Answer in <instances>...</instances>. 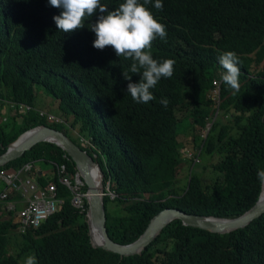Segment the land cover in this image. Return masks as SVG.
Returning <instances> with one entry per match:
<instances>
[{
    "label": "trees",
    "instance_id": "1",
    "mask_svg": "<svg viewBox=\"0 0 264 264\" xmlns=\"http://www.w3.org/2000/svg\"><path fill=\"white\" fill-rule=\"evenodd\" d=\"M123 2L101 0L109 10ZM162 3L163 10L149 7L166 25L167 38L153 41L151 53L157 61L174 59V73L150 89L154 100L137 103L127 84L139 83L140 74L129 73L131 81L122 75L132 60L118 57L110 46L93 47L96 37L88 26L95 15L84 28L63 33L53 20L62 10L48 0H0V153L29 128L48 125L62 131L103 172L106 229L119 244L134 241L165 207L236 217L255 203L262 187L256 173L264 169V0ZM225 51L239 57V91L221 79L225 70L218 57ZM213 81L219 82L218 103L212 98ZM40 89L57 101L62 121L49 123L34 109L25 114L7 110L8 101L36 107ZM161 98L168 99L166 108ZM179 112L185 116L177 117ZM208 121L210 127L198 135L197 126ZM200 157L216 161L210 177L206 167L199 169ZM28 162L34 163L31 175L41 186L50 179L35 168L37 162L64 163L71 177L78 173L65 151L47 141L0 170H18ZM51 180L63 203L40 226L19 233L24 244L18 255L7 249L17 223L0 204V214L10 216L0 218V264H18L19 255L30 249L37 264H264V213L227 233L174 219L144 251L120 256L92 246L86 198L83 210L72 206L69 188L55 176ZM81 191H87L84 182ZM9 198L20 195L12 192ZM111 202L116 212L110 211Z\"/></svg>",
    "mask_w": 264,
    "mask_h": 264
},
{
    "label": "clouds",
    "instance_id": "2",
    "mask_svg": "<svg viewBox=\"0 0 264 264\" xmlns=\"http://www.w3.org/2000/svg\"><path fill=\"white\" fill-rule=\"evenodd\" d=\"M48 3L62 10L59 15L53 16V20L58 30L63 33L82 29L89 18L94 15L97 17L95 22L89 23L88 26L96 37L93 47L103 50L110 46L118 57L132 60L130 69L122 73L125 80L131 81L129 73L141 76L139 83L127 84V93L133 101L147 103L154 100L150 89H153L162 77L173 76L176 61H157L151 53L153 41L157 38L166 41L167 38L166 25L158 21L149 7L151 5L156 10H163L162 0H154V4L153 0H124L114 10H109L101 0H48ZM218 60L225 70L222 81L231 89L239 91L241 68L238 66V55L234 51H225ZM160 103L166 108L169 101L167 98H161ZM256 175L261 185H264V169L257 170ZM24 264H37L35 254L28 255Z\"/></svg>",
    "mask_w": 264,
    "mask_h": 264
},
{
    "label": "water",
    "instance_id": "3",
    "mask_svg": "<svg viewBox=\"0 0 264 264\" xmlns=\"http://www.w3.org/2000/svg\"><path fill=\"white\" fill-rule=\"evenodd\" d=\"M41 141L55 143L60 146L74 162L78 170L79 180L81 181L82 179L84 184L87 186V191L85 192L88 204L86 216L88 234L92 246L118 253L120 256L133 255L144 251V249H146V247L155 239L160 231L174 219H179L183 225L198 227L211 232L227 233L247 226L251 221L260 217L264 213V191H262V185L261 191L255 203L249 209L236 217L218 218L213 216H203L187 213L179 208L165 207L150 218L144 231L134 241L127 244H119L113 241L107 233L105 224L106 216L102 200V194H104L103 191L99 194L96 189L91 190L93 189L91 179L92 169L97 167L96 169H98V172L102 174V177L103 172L92 157L62 131L48 125H38L23 131L13 141L8 143L5 150L0 153V166L22 156L25 151L29 150L32 146ZM90 191L91 196L88 197V193ZM207 218L215 220H229L230 222L227 227L214 226ZM96 234H100L101 243L93 242V236Z\"/></svg>",
    "mask_w": 264,
    "mask_h": 264
},
{
    "label": "built area",
    "instance_id": "4",
    "mask_svg": "<svg viewBox=\"0 0 264 264\" xmlns=\"http://www.w3.org/2000/svg\"><path fill=\"white\" fill-rule=\"evenodd\" d=\"M215 88L212 98L218 103L219 82L213 81ZM9 108H17L25 114L32 109L36 110L40 116L46 117L48 122H60L57 117L41 109L21 102H7ZM187 157H191L190 151H185ZM197 160L196 158L194 159ZM33 162L24 164L20 169L12 168L0 170V181L3 188L0 190V204L4 203L6 212H13L16 216V230L25 233L30 228H36L48 216L56 212L63 199L57 196V185L55 181L49 180L45 186H41L31 175ZM52 167V177H56L57 182L69 188L71 194V204L83 210V199L85 194L81 191L83 183L79 180L78 173L71 178L67 166L64 163H50ZM82 184V185H81ZM15 192L20 195L19 199H10L9 194ZM112 197L114 194H111Z\"/></svg>",
    "mask_w": 264,
    "mask_h": 264
},
{
    "label": "rangeland",
    "instance_id": "5",
    "mask_svg": "<svg viewBox=\"0 0 264 264\" xmlns=\"http://www.w3.org/2000/svg\"><path fill=\"white\" fill-rule=\"evenodd\" d=\"M217 84H218V81H217ZM35 109L38 108V109H41L47 113H50L52 115H54L55 117H57L59 119V121H62V119L60 118V116L58 115V111H57V101L52 99V96H50L48 93H44L42 91V89H40V93L38 94L37 96V100H36V107H34ZM9 112H11V114L14 113V109L13 108H8L7 109ZM185 116V112H179L177 113V117L181 118ZM4 124H6L5 122H3ZM51 123V122H49ZM208 127H210V121L208 122H205L203 123L202 125L200 126H197L196 128V133L198 135H204L206 130L208 129ZM5 129H7L5 127ZM75 134L77 133L76 130H74ZM182 154L184 156V152L182 151ZM186 155V153H185ZM199 163H202L201 165V168H199L200 170H202L203 167H206L207 169V173H208V177L211 176V173H212V168L210 166V164L212 162H216L214 159H204L202 160L201 157L199 159ZM217 167V166H216ZM35 168H38V169H43V172L45 173V177L48 179L51 180L52 178V167L50 164H45V163H42V162H37L36 165H35ZM68 171L71 173V170L68 166ZM72 174V173H71ZM186 174H187V170H184L181 175H180V182H181V185H184V183L186 182ZM71 177V176H70ZM74 177H75V173L73 174V180H74ZM72 178V177H71ZM82 185V184H81ZM102 191L104 193V191H108V186H107V183H103V177H102ZM112 194V193H111ZM103 196V194H102ZM112 197V195H111ZM113 203L111 202L110 203V211L111 212H116V207L112 206ZM1 217L0 218H9V214H6V213H2L0 214ZM12 218L14 219V221L16 220V216L13 214ZM18 231H15L14 229L11 230L9 232V236H8V243H7V249L9 251V253L13 254V255H18L20 250H21V247L23 246L24 244V239L22 238V235L19 234V232L17 233ZM159 246H162L163 243H158ZM34 254V251L32 249L30 250H27L26 252H23L19 255V258H18V264H24V261L25 259L27 258L28 255H32Z\"/></svg>",
    "mask_w": 264,
    "mask_h": 264
},
{
    "label": "bare ground",
    "instance_id": "6",
    "mask_svg": "<svg viewBox=\"0 0 264 264\" xmlns=\"http://www.w3.org/2000/svg\"><path fill=\"white\" fill-rule=\"evenodd\" d=\"M96 168L97 167H94L92 169V171H91V179H92V183H93V189H91V190L96 189L97 190V193L100 194L101 191H102V174H100L98 172V169H96ZM262 191H264V185H263ZM90 196H91V191L88 193V197H90ZM207 219L214 226L227 227L229 225V222H230L229 220H215V219H212V218H207ZM92 240L95 243H101V236H100V234L94 235Z\"/></svg>",
    "mask_w": 264,
    "mask_h": 264
},
{
    "label": "crops",
    "instance_id": "7",
    "mask_svg": "<svg viewBox=\"0 0 264 264\" xmlns=\"http://www.w3.org/2000/svg\"><path fill=\"white\" fill-rule=\"evenodd\" d=\"M41 171H39V173H42V174H44V176H45V173L43 172V169H40ZM3 188V184H2V182L0 181V190Z\"/></svg>",
    "mask_w": 264,
    "mask_h": 264
}]
</instances>
